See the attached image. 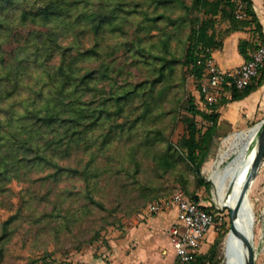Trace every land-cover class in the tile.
Masks as SVG:
<instances>
[{
    "label": "rangeland",
    "instance_id": "obj_1",
    "mask_svg": "<svg viewBox=\"0 0 264 264\" xmlns=\"http://www.w3.org/2000/svg\"><path fill=\"white\" fill-rule=\"evenodd\" d=\"M45 1L14 0L0 9V170L11 155H31L19 145L28 135L26 126L32 122L25 113L41 103L47 93V86L42 83L50 80L46 70L52 71L60 60L57 52L45 54L40 49L43 36L35 31L45 27L21 19L23 9L37 8ZM136 1L146 5L148 0ZM180 1L167 10L172 19L197 14L182 4H189L191 0ZM252 1L264 32V0ZM104 3L91 0L89 6L102 10ZM226 24V21H218L217 27L223 28ZM170 29L176 33L172 47L179 52L180 39L185 37L189 24ZM74 37L73 33H68L58 39L65 46L70 45ZM116 40L106 35L100 47L102 55L105 54L103 57L120 67L121 74L115 81L100 78L92 83L95 88L83 95L92 105L113 87L126 82L133 84L148 74L144 67L133 63L125 47ZM76 41L80 48L88 47L94 35L86 31ZM71 50L76 52L75 47ZM99 61V58L81 59L77 63L80 67H97ZM40 85L41 91L37 92ZM260 91L249 118H241L239 127L221 131L216 137L201 167L209 187L199 186L184 162L168 169L159 162L167 143L176 145L185 132L183 118L187 115L188 96L194 95L197 105L205 106L199 98L194 75L185 70L182 63L176 64L169 82H157L148 94L138 96L122 112L96 123L90 130L92 139L97 141L93 144L97 146L93 163L97 176L96 184L91 185L92 194L102 201L106 210L96 208L86 197L82 176L62 171L51 176L54 166L21 167L18 176L0 181V264H166L172 256V245L153 222L162 224L166 216L144 213L143 208L150 199L169 195L179 188L189 193L198 192L201 202L216 208V222L203 234L201 242V250L207 249L217 232L224 229L228 232L231 225L229 210L219 206L215 199L209 176L213 161L228 147L226 137L264 118V82ZM243 115L246 116L244 112ZM197 119L199 124H204L201 117ZM48 135L50 133L45 131L34 135V139ZM104 139L105 145L102 144ZM88 156L89 149L79 142L72 143L56 160L63 167L81 168ZM248 198L254 212L251 239L254 264H264V158L250 184ZM220 254L221 264L223 244Z\"/></svg>",
    "mask_w": 264,
    "mask_h": 264
},
{
    "label": "trees",
    "instance_id": "obj_2",
    "mask_svg": "<svg viewBox=\"0 0 264 264\" xmlns=\"http://www.w3.org/2000/svg\"><path fill=\"white\" fill-rule=\"evenodd\" d=\"M90 1L46 0L37 8L21 11L22 21L29 19L45 27L35 31L43 36L40 49L45 54L57 52L60 60L52 71L46 70L50 80L42 83V86H47V93L43 95L41 103L25 113L32 118V122L26 126L28 135L19 141V145L31 155H11L5 162V167L0 170V181L18 176L21 167L54 166L55 171L51 176H57L59 171L82 176L86 197L96 208L106 210L107 207L102 201L92 194L91 185L96 184L94 178L97 176V167L93 164L97 158V146L93 144L97 141L92 139L90 130L96 123L122 112L125 106L138 96L148 94L157 82H169L176 64L182 63L185 70L194 75L199 98L205 106H198L194 95L188 96L187 115L183 118L185 132L176 145L167 143L165 151L159 155V162L165 169L174 167L178 162H184L196 177L198 185L209 187L210 183L202 176L201 167L221 132L219 107L226 102L241 99L261 86L264 82V64L244 88L225 86L223 94L216 101L209 103L201 92V82L205 77L204 64L198 63L197 59L202 58V53H208L207 49L220 48L223 37L235 30L250 28L256 34L251 40L240 39L238 42V50L246 59L250 55V49L264 44L262 23L254 9L253 1L240 0L244 4L245 16L239 18L234 14L236 0H191L189 4H182L197 14L190 18L179 15L175 19L171 18L167 10H171L174 4L181 2L180 0H148L146 5L136 0H103L105 3L102 10L91 8ZM11 2L14 0H0V9H5ZM218 21H226L227 24L218 28ZM186 22L189 24V30L185 37L180 39L182 45L177 52L171 44L176 33L170 28L176 29ZM86 31L94 35V41L88 47L80 48L76 40ZM68 33H73L75 39L70 45H61L58 38ZM106 35L116 38L118 45L125 47L133 63L144 67L148 74L145 79L133 84L126 82L117 85V88L113 87L92 105L91 100L83 99L84 94L95 88L92 83L100 78L115 81L121 74L120 67L104 58L105 54L102 55L100 42ZM73 47L76 48L75 53H72ZM95 58L100 59L97 67L78 66V60ZM42 86L38 87L37 92L41 91ZM226 91L229 96L225 94ZM197 116L201 117L204 124L198 123ZM45 131L50 135L39 140L34 139V135L43 134ZM79 142L89 149L85 165L81 168L60 165L56 160L57 155L66 151L72 143ZM106 142L104 139L102 144L105 145ZM177 190L200 202L204 209L213 214L216 222V208H213L212 204L201 202L198 192L189 193L187 189L185 191L182 188ZM171 194L150 199L148 202ZM226 232L225 229L218 231L207 249L195 253L188 264H220V247ZM97 236L95 235V238Z\"/></svg>",
    "mask_w": 264,
    "mask_h": 264
},
{
    "label": "built area",
    "instance_id": "obj_3",
    "mask_svg": "<svg viewBox=\"0 0 264 264\" xmlns=\"http://www.w3.org/2000/svg\"><path fill=\"white\" fill-rule=\"evenodd\" d=\"M234 14L239 18L245 16L242 1H235ZM207 51L208 53L201 54L202 58L197 59V62L204 64L205 77L201 82V92L209 103L216 101L223 94L225 86L244 88L264 64V44L257 45L247 59L231 68H222L215 62L212 50ZM166 208L175 210V220L167 228L173 258L166 264H188L195 253L202 251L203 234L213 225L214 216L204 209L200 202L191 199L181 190L174 191L168 197L148 202L143 211L158 213Z\"/></svg>",
    "mask_w": 264,
    "mask_h": 264
},
{
    "label": "bare ground",
    "instance_id": "obj_4",
    "mask_svg": "<svg viewBox=\"0 0 264 264\" xmlns=\"http://www.w3.org/2000/svg\"><path fill=\"white\" fill-rule=\"evenodd\" d=\"M260 129L261 125L256 123L248 128L235 131L225 138L229 145L213 161V167L209 173L214 185L215 199L219 206L226 205L229 210L236 205L242 184L256 155ZM249 205L247 192L239 214L231 218V224L244 233L249 231L245 216V210ZM223 253L224 259L221 264H244L246 245L230 229L223 241Z\"/></svg>",
    "mask_w": 264,
    "mask_h": 264
},
{
    "label": "crops",
    "instance_id": "obj_5",
    "mask_svg": "<svg viewBox=\"0 0 264 264\" xmlns=\"http://www.w3.org/2000/svg\"><path fill=\"white\" fill-rule=\"evenodd\" d=\"M240 39H253V30H251L250 28L235 30L223 37V43L220 48L212 50V55L215 62L222 68L235 67L237 65H240L246 59L238 50V42ZM251 51L252 50L250 49L249 53ZM225 94L229 96L228 91H226ZM260 94L261 91L259 86L257 89H255L245 97L238 100L229 101L221 105L219 107V130L227 131L229 129L239 127V122L242 121L241 118H249V114L253 111V107ZM243 112L246 114V116L243 115ZM158 213L165 214L166 221L162 224H160V222L158 223V221H153L156 224L155 227L158 226L157 230H160L161 233H165L169 238L167 228L170 223L175 220V210L174 208H166ZM157 219L160 220V218ZM172 258L173 251L171 259L169 261H171Z\"/></svg>",
    "mask_w": 264,
    "mask_h": 264
},
{
    "label": "water",
    "instance_id": "obj_6",
    "mask_svg": "<svg viewBox=\"0 0 264 264\" xmlns=\"http://www.w3.org/2000/svg\"><path fill=\"white\" fill-rule=\"evenodd\" d=\"M257 123L261 125V129L258 135V147H257L256 155L251 165V168L249 169L248 174L242 184L236 205L233 208H229L230 218H234L239 214V209L244 199L246 198L250 184L252 180L255 179L264 158V118ZM222 208H227V206L223 205ZM245 216L249 227V231L247 233H244L233 224H231L229 228L230 231L233 232V234L237 236L241 241H243L246 245V257L244 259V264H254V252H253V246L251 240L253 234L252 227L254 223V212L252 206L249 205L247 207V209L245 210Z\"/></svg>",
    "mask_w": 264,
    "mask_h": 264
}]
</instances>
